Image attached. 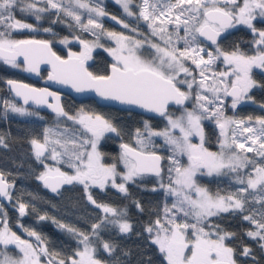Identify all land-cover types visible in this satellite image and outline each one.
Returning <instances> with one entry per match:
<instances>
[{"label":"snow or ice","instance_id":"1","mask_svg":"<svg viewBox=\"0 0 264 264\" xmlns=\"http://www.w3.org/2000/svg\"><path fill=\"white\" fill-rule=\"evenodd\" d=\"M17 2L18 0H0V24L9 28H30L31 25L21 23L19 20L13 22L14 17L11 15V12ZM19 2L23 3V0H19ZM74 2L79 8L88 9L90 13H95L96 16L105 15L102 8L90 7L89 4L83 3L81 0H74ZM130 2L131 0H117V3L122 5L124 11L129 16L133 15L129 10ZM224 3L225 5L232 4L235 7L228 10L226 7L219 6L220 0H178L177 4L171 5L169 7L170 12L173 8L180 9L179 14L176 15V24L178 28L181 24L184 26L185 35L184 37L177 36V39H183L186 48L181 51L172 46V35L166 27H160L157 31L153 27V24H149V27L153 30V35H158L165 45L161 47L156 43L151 44V47L158 54L152 60H143L135 54L133 49L139 47V41L132 42L129 37L124 35L108 33V36L114 38L118 45L117 49L108 50L116 60V63L111 66L110 75L94 76L87 71L84 62L90 58L92 49L88 42L83 40L80 41L84 48L82 52L79 54L69 52V58L62 60L52 52L47 42L34 40L14 41L3 38L6 33L0 32V58L15 67V58L23 56L25 63L28 64L29 71H36L37 65L43 60L52 65L53 71L49 74V80L70 84L77 92L84 91L85 89H94L97 95L106 100L136 105L148 111L159 113L161 116H166V108L170 102L174 101L180 105L188 99L189 94L181 91L178 84H187L188 88L191 89L195 82L194 79L192 82L177 80L181 72L185 75H192L190 69L183 62L186 59L191 58L192 62L200 69L202 77L200 82L201 88L212 92L214 95H217L221 91L216 86V83L211 86L204 83V81L209 79L206 75L208 65L212 64L218 56H214L209 51L207 53L208 59L205 60L203 58L200 53L204 49L193 47V45L198 44L197 34L210 41L211 44L217 45V38L226 28L233 26L234 20L236 23L247 25L255 33L257 31L253 25V20L256 18L255 11L258 9L260 16L264 17V0H244L243 7L237 5L236 0H224ZM48 4L53 9L62 8V5L55 3L54 0H48ZM144 4L145 7L141 9L140 16L145 21L152 20L154 23L156 17L148 11V0H144ZM182 5H188V7L183 8L181 7ZM34 7V4H27L26 8H22L21 10L25 11ZM236 9H238V12ZM62 10L66 15L71 16L77 21L84 30H89V26L92 28L102 27L96 19L89 18L87 24H83L81 16L70 8H63ZM39 11H45V9H39ZM161 15H164V13L161 12ZM161 23L163 24L164 22L162 21ZM168 23H171V21L169 20ZM124 27L127 28L128 25L125 24ZM259 36L261 39L257 43L264 44V31H260ZM165 37L167 38L165 39ZM129 43H132V47L128 46ZM125 51L128 53L127 55L123 54ZM215 51L218 55L223 56L225 64L230 68V71L219 73L218 83L224 85L222 89L224 94L233 98L232 107L235 108L237 103L244 99L245 94L255 84L250 75L253 67L264 69V51H261L256 56H245L235 51L231 54L224 53L218 46ZM231 76H234L235 79H230ZM8 83L12 85L16 96L23 97L25 104L29 100H32L36 104H46L48 103L47 98L51 96L57 103L54 105L49 104L48 106L58 116L67 115L59 104V96L55 93L49 92L47 89L29 88L28 85L17 84L15 81H8ZM196 99L202 113H208L210 111L209 106L215 103L207 95H201L199 92L196 95ZM201 101L206 103H200ZM8 106L13 112L21 115L30 114L24 108L16 107L15 105ZM217 114L221 117L223 116V113L219 109L213 112V115ZM202 118V115L187 112L186 123L185 117L175 120L169 118V128L165 131L153 132L150 129L148 130L149 137L163 136L165 142L171 146L173 152V156L169 157V160L172 165H175V168L169 167V173L173 170L175 171L176 178L171 183H174L178 187L172 188L170 184L168 191L172 195L183 196L182 200L173 204V208L183 212L185 217L194 218V222L192 223H178V217H174L168 221V226L162 225L160 220L156 221L157 234L152 239V243L158 246L167 264H235L233 259L234 250L225 243L232 234L224 232L219 225L215 224H209V227L214 229V231H206L204 224L208 218L218 216L220 213L235 210L243 211L245 201L236 195H228L226 197L218 195L213 197L206 189L196 186L194 176L201 169H207L209 175L213 172L219 173L223 168H230L231 171L236 172L239 169L247 167L249 164H253L254 161L247 156L233 153L227 157V163H225L223 151L217 155L205 149L203 147V130L200 126ZM68 119H73V117L69 116ZM78 122L90 136L83 139L79 145H76L75 140L72 141L74 148L78 147L80 149L72 153L75 160L73 161L72 156H70L68 161L69 167L75 169L74 175H69L58 167L52 168L42 160L49 146L47 131L45 143H39L35 139L31 141L35 149L36 160L43 164L45 168V171L40 173L38 179L53 192H56L61 185L72 184L73 182L83 184L86 192L89 189L90 183L98 185L103 189L109 180L112 181L113 187H117L121 192H125L124 183L116 184L115 178L117 175H120L117 172L116 165H105L102 163L101 153L97 150V145L104 134L109 132L117 133V128L99 115L94 118L82 115ZM231 123H237L239 126L243 122L225 119L223 123H219L222 135L226 126ZM257 123L261 125L258 134L253 128L245 127L243 129L244 132L253 134L247 137L253 145L257 144V141L261 140V137H264V119H258ZM145 128H148L147 123H145ZM170 129H179L181 135L179 137L174 136ZM136 135L138 138V149L128 144L120 145L121 152L119 159L126 169V172L122 175V180L125 182L131 181L134 177L144 172H152L157 176L161 174L162 157L155 152L147 150V138H140L142 133L139 129H137ZM193 135L200 136V145L190 142V137ZM2 143L3 140L0 139V144ZM51 143L60 144L61 142L56 140ZM232 145H235L237 149H241L244 152L254 151L252 147L246 148L244 143H237L235 139L232 140L231 145L222 143L221 148H231ZM61 147H64V145L61 144ZM259 147L260 150L257 151V155L264 157V140H261ZM177 153L187 155V167L180 166V162L175 159ZM62 155L63 153L59 152L56 147H52V160L59 163V158ZM238 182L240 184L245 183L243 179H240ZM258 186L259 191L264 193V167L259 166L254 168L253 173H249L247 188L242 187L239 189V192L245 193L249 189L257 190ZM9 187L3 176L0 175V196L9 197ZM162 187L164 186L162 185ZM182 189H194L196 198L193 199L190 194L183 193ZM88 198L89 200L92 199L90 195ZM261 202H264V196L261 197ZM185 205H187V208ZM97 207H102L103 212L106 214L118 215L117 211L109 206L97 205ZM25 208V204L21 203L19 205L21 215H24ZM40 219H44V217H40ZM243 219L251 221L257 229V231H248L247 235L252 238L259 237L260 240L264 241V234H262L264 223L256 221L251 215H245ZM112 223L118 224L121 233H128L131 230V225L126 221H112ZM61 227L64 226L61 225ZM98 227L99 225L97 224L92 225L94 233ZM68 231L74 232L75 230L69 228ZM146 231L152 233L153 228L148 227ZM28 235L36 236L37 240L40 239L35 232H29ZM78 235L82 237L79 243L83 245V250L76 251L75 256L78 259L69 258L71 264H101V261L94 256L95 249L89 243V235L84 233H79ZM0 244L5 247L15 245L20 253L19 258L4 255L3 259H0V264H40V253L47 255L46 249L41 248L37 252L33 244L21 239L15 232L10 231L6 221L5 227L0 230ZM103 248L109 253L113 251L112 246L108 243H103ZM243 254L248 255L249 249L245 248ZM59 264H67V261L61 260Z\"/></svg>","mask_w":264,"mask_h":264},{"label":"trees","instance_id":"2","mask_svg":"<svg viewBox=\"0 0 264 264\" xmlns=\"http://www.w3.org/2000/svg\"><path fill=\"white\" fill-rule=\"evenodd\" d=\"M132 1L137 3L135 5L131 2L133 14L137 15L139 2L138 0ZM172 1L174 0H150V4L153 6L151 13L154 17L158 15V19H155L154 23L152 21L155 27L165 25L168 30H173L167 25L169 20L177 25L172 19V13L169 15V19H166L157 12L163 7L171 5ZM59 2L62 8L53 9L48 4V0H23V3L18 0L17 4L13 6L11 15L14 19L18 18L29 22L37 31L14 32L12 28L0 24V32L6 33L4 37L34 36L48 42H55L60 38L73 35L76 39L103 42L107 47H110L111 43L105 40L102 34L106 29L121 30L127 34L130 32L113 21L79 8L73 0L71 2L70 0H59ZM89 2L99 3L101 5L99 8L104 11L116 15L121 14L120 8L113 1L89 0ZM177 2L178 0L175 4ZM27 4H34L35 7L22 11L21 9L26 8ZM186 6L188 7V5ZM186 6L182 5L181 7L187 8ZM63 8H70L80 15L83 24H87L88 19L93 18L102 27L92 28L89 26V30H84L77 21L65 14ZM39 9H45V11H39ZM175 11L179 14L180 9L175 8ZM121 18L125 21L124 23L131 21L140 24L143 27V29H139L140 31L150 34L153 40L158 39L157 35H153L152 28L141 23L138 18L132 19L128 15H123ZM44 29H51L53 32L43 33L41 30ZM182 29L184 30V28L179 27L177 33L173 30L175 38L177 36L182 37ZM130 33L137 34L135 32ZM197 40L200 43L198 38ZM173 43L175 47L185 46L183 39ZM51 46L59 56L65 55L62 47L55 44ZM72 48L75 47L72 45ZM143 49L148 51L146 47ZM111 62L108 48H99L93 51L91 60L87 62V68L93 75L102 76L107 74ZM43 74H45L44 71L41 76ZM8 79L23 81L35 86L39 85L38 79L29 77L23 70L14 68L0 59V139L3 140V143L0 144V173L9 181L11 186L10 196L4 201H0V228L5 227L6 221L10 231L15 232L20 238L29 240L32 244L37 243L41 248L46 249L47 255L45 256L56 264H59L61 260L67 261V264L71 263L69 258H76V251L83 250V245L79 243V240L82 239L78 235L79 233L89 235V243L95 249L94 256L101 261V264H167L158 246L152 243L154 229L157 228L156 221L160 220L162 225L168 226V221L174 217L188 223L194 222V218L185 217L183 212L177 211L171 206L173 198L169 194L168 186L172 185L173 171L169 173L166 158L167 155L173 153L171 146L159 136H148L149 129L154 132L164 128L163 119L156 118L154 121L147 122L148 128L146 129V122L137 113L101 107L92 100L79 102L65 97L63 106L68 116H74L78 112L100 114L117 128L116 137L120 142L139 148L136 135L137 129H139L142 133L140 138H147V150L161 155L162 174L158 178L150 176L135 178L126 185L125 192L117 191L112 186L105 189L89 186L86 192L83 184L73 182L61 187L58 192L50 194L44 190L39 182L38 176L42 172L43 165L36 160L31 141L34 139L38 142L44 141L46 131L50 143L59 140L60 144L51 143L47 150L52 151V147H56L59 152L63 153L61 160L65 161L66 159V161L62 171L69 173L71 171L68 165L69 157L72 156L74 161L75 157L72 153L80 150L78 147L74 148L72 141L75 140L76 145H79L83 139L87 138L86 132L84 128L67 120L66 115H51L26 107L24 109L30 113L28 115L13 112L8 105H15L16 107H21V105L14 102L9 96L4 85ZM195 88L196 86L191 95L195 93ZM252 97L255 103L264 104V90L253 91ZM209 99L212 100V98ZM191 105L192 102L188 104V106ZM210 107L213 108L214 106ZM247 107L246 109L238 108L235 111V116L253 118L260 111L256 109V106L248 105ZM202 127L206 131L207 146L215 148L216 139L213 127L207 121L202 122ZM113 142L115 143L114 140ZM61 144L64 147H61ZM105 146L101 147L105 157L104 161L108 164H116L118 161L117 150L109 144V140H106ZM248 158L254 163L236 172L227 168L215 177L198 179L199 183L213 197L236 195L245 201L243 211L235 210L220 213L218 216L208 218L204 226L206 231H214L209 227V224L219 225L224 232L232 234L225 243L234 250L235 264H264L262 247L264 241L260 240L259 237L252 238L247 235L248 231H257V229L251 221L243 219L245 215H251L256 221L264 223V202H261L264 193L259 191V186L255 191L239 192L240 188H247L246 182L249 173H252L255 167H264V157L253 152ZM240 179H243L245 183L240 184L238 182ZM89 195L92 197L91 200L88 198ZM21 203L26 205L24 215H21L19 211ZM97 205L109 206L115 209L118 215L106 214L102 207H97ZM40 217H44V219H40ZM112 221H126L131 225V230L128 233H121L118 224L112 223ZM93 224L99 225L95 233L92 228ZM148 227L153 228L152 233L146 231ZM69 228L75 231L70 232L68 231ZM29 232H35L40 239L37 240L36 236H29ZM262 234H264V230H262ZM103 243L110 244L113 251L111 253L105 251ZM245 248L249 249L248 255L243 254ZM9 249L12 255L18 254L16 250Z\"/></svg>","mask_w":264,"mask_h":264},{"label":"rangeland","instance_id":"3","mask_svg":"<svg viewBox=\"0 0 264 264\" xmlns=\"http://www.w3.org/2000/svg\"><path fill=\"white\" fill-rule=\"evenodd\" d=\"M97 1L98 2H101V0H97ZM109 1H113V3H115L120 8V10H121L120 13L121 14L116 15V14H114L112 12L104 11L105 12V15L104 16H101V17H103L105 19H108L110 21H113L115 24L119 25L120 27L125 28L128 31H130V32H135L137 34L130 33V32H129V34H127V33L123 32L121 30H107L106 29L102 34H103L104 39L107 40V41H109L111 43L110 47L105 46V44L103 42H99V41L92 42V41L87 40V42H88V44H89V46L91 47L92 50H91V53H90V58L87 59V60H85V61L86 62L90 61L93 51H95V50H97L99 48H102V49L108 48V50H115V49L118 48V45H117L116 40L114 38L108 36V33H110V32L111 33H116L117 35H124L126 37H129L132 42L139 41L140 42L139 47H135L133 49V51L141 59L147 61V60H152L154 57H156L158 54L156 53V50L151 47V44L152 43H156V44H159L161 47H164L165 45H164L163 40H161L158 35H157V38L158 39L157 40H153V38L150 37V34H147L145 31H143L144 32L143 33L142 30L140 31L139 29H143V27L140 24L132 23L129 20H128L129 22L124 23L125 21L121 17H123V15L124 16H127L128 13H126L124 11V9H123V7H122V5L120 3H117V0H109ZM176 1L177 0L172 1L171 2L172 3L171 5L175 4ZM54 2L60 5L59 0H54ZM81 2L89 4L90 7H101V5L99 3H97V2L96 3L95 2L94 3L93 2L91 3V2H89V0H81ZM131 2H133L135 5H137V3L135 1H132L131 0ZM131 2L129 3V10L133 13V8L131 7V4H132ZM138 2L139 3H138V6H137V9H138L137 15H134L133 14L131 16H129V15L128 16L130 18H132V19H137L138 18L141 23H145L149 27V24H152V20L145 21L143 19V17L140 16L141 9L145 7L144 0H138ZM150 3H151L150 0H148V11L149 12H152V9L151 8L153 6ZM171 5L165 6L162 9H160V11H157V12H158V14H160L161 12H163L164 15H162V16L165 17L166 19H169V15L172 13V19L176 23V15H178V14L175 11V8H173L171 10V12L169 11V7ZM219 6L226 7V9H228V8H232L234 5H232V4L225 5L224 0H220V5ZM86 10L88 11V9H86ZM93 14H95V13H93ZM113 17H115V19H113ZM156 19H158V15L156 16ZM15 20H19L21 23L31 25L29 22H27L25 20H22V19L16 18V19L13 20V22ZM125 24L128 25L127 28L124 27ZM167 25H168V27H171L177 33V30H178L177 25H175L173 22L167 23ZM163 26L165 27V25H163ZM163 26H159V27L156 26L155 27L153 25V27H155L157 29V31L159 30L160 27H163ZM179 27L180 28H184V26L182 24L179 25ZM173 30H170L169 29L168 32L172 35V46L175 47V44L173 42L174 41L177 42L178 40H177V38L174 37ZM12 31H14V32H21V33H25L26 32L27 33V32H34V31H37V30H35L33 28V26L31 25L30 28H23V29H21V28H12ZM41 31L43 33H51V32H53V30H51V29H47V31H45V29H44V30H41ZM184 35H185V33H184V30L182 29V37H184ZM3 38L10 39V40H14V41L15 40H22V39H30V38L41 39V38L34 37V36H27V37H20V38H9V37H3ZM145 38H146V40H145ZM166 38L167 37H165V39ZM189 39H190V37H189ZM81 40L82 39H76L75 36L70 35L69 37L60 38V39H58L55 42H49V43H51V45L52 44H55V45H57L59 47H62L63 50L65 51V55L62 56V57H67V56H69V52H73V53L79 54L80 52H82L84 50L83 45L80 42ZM83 41H86V40H83ZM72 45L75 48H72ZM95 45H99V46H95ZM128 46L129 47H132V43H129ZM185 46H186V44H185ZM185 46H181V47L176 46L175 48H178L179 50L183 51L186 48ZM143 47H146V49H148V51H145V49H143ZM193 47H196L198 49L199 48H203L204 49V51L201 52L200 54L203 56V58L205 60L208 59L207 53L209 51H211L214 56H218V58L215 59L212 64L208 65V70L206 72V75L209 77V79L207 81H204V83L206 85H209V86H211L214 83H216V86H218L221 89V91L217 95H214L212 92L206 91L204 88H201L200 87V82L202 80V77L200 75V69L197 68L196 64H194L192 62V59L191 58L184 60L183 62L185 64V66L190 69L192 75H185L184 73L181 72V73H179V75L177 77V80H187L189 82H192L193 79H194V81H195L193 83L195 85L192 86L191 89L188 88L187 84H178V87L180 88L181 91L189 94L188 99H187V105L185 107L177 108V109H172L171 111H169L167 113V115L162 118L163 119L164 128L162 130L154 131V132H163L166 129H168L169 128V124H168L169 118L175 120V119H178V118H181V117H185V123H186V114H187V112H194L197 115H202V110L199 108L198 103H197V99H196V95L199 92L201 95H207L209 98H212V100L215 102L213 104L214 107L213 108L210 107V111L208 113H205V114L202 115L203 118L200 121V126H201V128H203L202 127V122L203 121H207L209 124L212 125V127H214V130L216 131V133L214 134V137L217 138V140H216V146L217 147L214 148V149H208L207 146L204 145V144H203V147L205 149H207L209 152L216 153L217 155H219L223 151L225 163H227V157L229 155H232L233 153H237V154H239L241 156H247V157L250 155V153H253V152L257 153V151L260 150V147H259L260 142H261V140H264V137H261V140H258L257 141V144L253 145L251 143V140H248L247 139V137H249V136H251L253 134L252 133H248V132H244L243 129L245 127H250V128L255 129L256 130V133L258 134L259 133V129L261 128V126H259L257 124V120L259 119V117H264L263 116V113H261L259 111V112H257V114L253 118H240V117H236L235 116V111L238 108H242V109L248 108L247 107L248 105L247 106H243V107H240V106H242V104L245 103V102H250L251 101L250 93L249 94H246L244 96V99H242L239 103H237L236 107L233 108L232 107L233 101L229 100L228 102H226L225 99H224V97H223L224 92L222 90V87L224 85L218 83V81H219V73L224 72V70L221 67H220L221 70H219L217 68V62L218 61H221L223 64H225L224 59H223V56L222 55H218L215 50L213 51V50H210V49L206 48L201 43H198L196 45H193ZM108 53L110 54V51H108ZM123 54L124 55H127L128 53L125 51ZM110 57H111V60H112L111 64L116 63V60L114 59V57L111 54H110ZM7 64H9V65H11L13 67L12 64H10V63H7ZM15 64H16V66L14 68H18V69L23 70L25 72V70L23 69V67L21 66V64H19L17 62H15ZM229 70H230L229 67L227 69H225V71H229ZM44 75L45 74H43L42 77ZM195 86H196V88L194 89V92L195 93L191 95V92H192V90H193V88ZM191 102H192V105L191 106H188V104H190ZM200 103H206V102L201 101ZM251 103L253 105H255V106H258L257 105L258 103H255L254 101H252ZM210 106H212V105H210ZM20 108H25V107L21 105ZM216 109H219V111L223 113V116L222 117L219 116L218 114L217 115H213V112H215ZM82 115L83 116H86L84 113L78 112L76 115L71 116V117H73V119H68V117H69L68 115H66L65 118H67V120H69L70 122L75 123V124L79 125L81 128H83V126L78 122L79 119H80V116H82ZM55 119L58 120L57 118H55ZM225 119H230V120L236 121V122H241L242 121L243 123H240L239 126H238L237 123L228 124L226 126L225 130H224V134L222 135L221 134V130H217L216 127H215V125L216 124H219V123H223ZM71 120H73V121H71ZM170 131H172V134L174 136L179 137L181 135L180 132H179V129H174V130H171L170 129ZM88 136H90V134L86 133V137H88ZM159 137H161L162 139L165 140V138L163 136H159ZM233 139H235L237 141V143H244L246 148L247 147H252L254 149V151L253 152H244L241 149H237L235 147V145H232L231 148H229V147H225L223 149L221 148V144L222 143H226V144L231 145ZM190 142L193 143V144L196 143L197 145H200L201 144V138H200V136L193 135L192 137H190ZM39 143H42L43 144V143H45V140L44 141H40ZM49 144L51 145L50 142H49ZM33 150L35 151L34 147H33ZM97 150H98V148H97ZM51 152L52 151L49 150V149L46 150L44 157H42V160L44 161V163L48 164L50 167H52V168H57L58 167L62 171L63 170L62 167H63L66 159H65V161L64 160H61V158L63 157V156H61L59 158V161L60 162L58 163L57 161H54V160L51 159ZM172 156H173V153L167 155L166 158H167V164H168V166L169 167H172L174 169L175 168V165H172L171 164V161L169 160V157H172ZM175 159L180 162V166H182V167H187L188 166V157H187L186 154H179V153H177L175 155ZM120 164L123 167L122 168V171H123L122 174H124L126 172V169H125V167H124V165H123L122 162H120ZM43 171H45L44 166H43L42 172ZM221 171H222V169L220 170V172ZM65 173H67L69 175H74L75 174V169L74 168H71V171L69 173L68 172H65ZM219 173L213 172L211 175H209L207 169H201V170L197 171V173L194 176V181H195L196 186L199 187V188H203L202 185L198 181V177H200V178H202V177H204V178H211V177H215ZM172 176H173L172 178L174 180L176 178V174H175V171L174 170H173V175ZM89 186H95V185H92L90 183ZM171 187L172 188H177L178 186L175 185L174 183H172ZM182 192L183 193L190 194L193 197V199L196 198V193H195V190L194 189H182ZM169 194L173 198V201H172V204H171L172 208H173V204L174 203H178L179 200H182L183 199V196L182 195L181 196L172 195L171 192ZM185 207H187V205H185ZM177 222L178 223H184L185 221L183 222L182 219H179L178 218V221ZM3 228L4 227L0 228V230H2ZM156 234H157V228L154 229L153 238H155ZM21 239L26 240L24 238H21ZM26 241L30 242L29 240H26ZM262 245H264V243ZM8 247L9 248H12L13 250H16L18 252V254L16 256L12 255L11 254V250ZM263 250H264V247H263ZM37 252H39V251H37ZM4 255H7L9 257L19 258V256H20L19 249L15 245H8L7 247H5L4 245L0 244V259H3ZM76 259H78V257H76ZM40 264H48V262L43 257H41V254H40Z\"/></svg>","mask_w":264,"mask_h":264},{"label":"flooded vegetation","instance_id":"4","mask_svg":"<svg viewBox=\"0 0 264 264\" xmlns=\"http://www.w3.org/2000/svg\"><path fill=\"white\" fill-rule=\"evenodd\" d=\"M236 3L240 7H243L244 0H237ZM234 7L235 6H233L232 8H228V10H231ZM236 11H238V9H236ZM255 17L256 18L253 20V25L257 29V31L255 33L252 31V29L247 27V25L236 23L234 20L233 26L226 28L223 31L222 39L217 43V45H209V44L201 41L198 37L197 38L199 39L201 44H203L206 48L213 50V51L216 50V47L218 46L222 50V52H224V53L231 54L232 52L235 51L238 53H242L245 56H256L261 51H264V44H258L257 43V41H259L261 39L259 36V32L264 31V17L260 16L258 9L255 11ZM229 42H232V43H229ZM220 67L225 71V69H227L229 66L226 64H223L221 61H218L217 62V68L219 70H221ZM250 75H251L252 80L255 82L254 86L252 88H250L248 90V92L246 93V94L250 93L251 101L243 103L242 106H240V107L247 106V105L255 106L251 103L253 101V97H252L253 91L264 90V69L253 67ZM230 79H235V77L231 76ZM223 87H222V89H223ZM223 97H224L226 102H228L229 100L233 101V99L226 97L225 94L223 95ZM257 105L258 106H256V109H259L260 112L263 113V116H264V104L258 103ZM172 109H177V108H170L168 110V112L171 111ZM118 111H121V110H118ZM123 112L134 113V112H130V111H123ZM85 115L91 116L92 118H94L97 115L101 116L100 114H89V113H85ZM141 116L143 118V121H145L146 123L149 121H154L156 119L155 117H149V116H144V115H141ZM101 117H103V116H101ZM104 119H106V118H104ZM259 119H264V117H259ZM259 126H261V125H259ZM202 129H203V144L207 146V144H206L207 141H206V136H205L206 131L204 130V128H202ZM213 129H214V127H213ZM217 130H221V129H217ZM215 133H216V131H215ZM215 139L217 140L216 137H215ZM106 140H109V144L112 147H114L118 153V159H117L118 161H116V164L115 163L114 164L116 165L117 171L120 175H117L115 178L116 184L124 183L125 187H126V185L130 184L132 182V180L135 178H138L140 176H150V175H145V174H139L136 177H134L131 181H127V182L123 181L122 180V175H123L122 174L123 173L122 168L123 167L119 162L120 161L119 157H120V152H121L120 145L124 142L118 141V139L116 137V133H111V132L105 133L104 136L100 139V141L97 145V148H98V151L101 153V162L106 164V165H112L113 164V163L108 164L104 161L105 157H104V153L102 152L101 147L105 146ZM113 140L115 141V143L113 142ZM194 144H196V143H194ZM132 147H134V146H132ZM216 147L217 146H215V148ZM134 148H136V147H134ZM207 148L208 149H214V148H209L208 146H207ZM225 169L226 168H223L221 172H223ZM253 172H254V170H252V173ZM150 177H153V176H150ZM158 177H154V178H158ZM199 178L200 177H198V179ZM202 178H204V177H202ZM110 186H112L111 180H109L107 182V184L105 185V187L103 189H105L106 187H110ZM246 186H247V182H246ZM95 187H97L98 189H101L98 185H95ZM202 187L204 189H206L204 186H202ZM113 188L116 189L117 191H120L117 187H113ZM249 190H251V189H249ZM251 191H255V190H251Z\"/></svg>","mask_w":264,"mask_h":264},{"label":"water","instance_id":"5","mask_svg":"<svg viewBox=\"0 0 264 264\" xmlns=\"http://www.w3.org/2000/svg\"><path fill=\"white\" fill-rule=\"evenodd\" d=\"M234 22V21H233ZM223 36V32L220 34V36L217 38V41L219 42L222 39ZM197 37L209 44V45H213L211 44L210 41H208L207 39H205L204 37H200L197 34ZM22 40H34V41H44L47 42L49 47L51 48L52 52H54L57 56H59L53 49V47L51 46V44L47 41V40H42V39H34V38H30V39H22ZM60 57V56H59ZM62 60H67L69 58V56L67 57H60ZM1 60H3L2 58H0ZM4 61V60H3ZM15 62L21 64V66L23 67V69L25 70L26 74L33 78V79H38L39 81V85L35 86V85H31L28 84L26 82L23 81H19V80H15V79H8L4 82V85L9 93V96L11 97V99L16 102L19 105H22L24 107L30 108V109H34V110H38L41 112H45L51 115H57L55 111H53L52 108H50L48 105L49 104H56V100L53 99V97H48L47 101L48 103L46 104H36L35 102H33L32 100H29L27 104L24 103V99L23 97H19L16 96L15 91H13L12 89V85H10L8 83V81H15L17 84H24V85H28L29 88H35V89H47V91L55 93L57 96H59V104L60 106L63 108L64 110V106H63V99L65 97H69L74 101H85V100H92L94 101V103H96L98 106L101 107H108V108H113L116 110H121V111H130V112H134L140 115H144V116H149V117H155V118H163L164 116H161L159 113L156 112H151L148 111L146 109L140 108L136 105H127V104H121L118 101H113V100H106L102 97H100L99 95H97V93L95 92L94 89H85L84 91H80L77 92L70 84H63V83H59L57 81L54 80H49V74L53 71L52 69V65L41 60L40 63L37 65V70L36 71H29L28 70V64L25 63L24 61V57L23 56H17L15 58ZM113 64H110L108 66V70H107V74L106 75H110L111 74V66ZM84 66L87 69L88 72H90L87 68V62H84ZM45 72V75L42 77L41 74L42 72ZM91 73V72H90ZM95 76V75H94ZM104 76V75H102ZM228 98L233 99L231 96H226ZM187 105V99L183 102V104H176L174 101L170 102L169 105L166 108V112H168V110L170 108H182L185 107ZM65 112V111H64ZM216 129H221L219 127V124L215 125ZM85 130V129H84ZM124 144V143H122ZM157 155L161 156L159 153H156ZM161 166H162V160H161ZM141 174H145V175H150L153 177H158L155 173L152 172H144ZM161 174H162V167H161ZM160 174V176H161ZM0 175H2L0 173ZM3 176V175H2ZM4 178V177H3ZM5 182L10 186V183L8 180H6L4 178ZM41 186L44 188V190H46L48 193L50 194H54L56 192H58L60 190L61 187L65 186L66 184L61 185L56 192H53L50 188L45 187L44 183L39 180ZM8 192H10V187L8 188ZM7 197H2L0 196V201H4L6 200Z\"/></svg>","mask_w":264,"mask_h":264},{"label":"built area","instance_id":"6","mask_svg":"<svg viewBox=\"0 0 264 264\" xmlns=\"http://www.w3.org/2000/svg\"><path fill=\"white\" fill-rule=\"evenodd\" d=\"M0 221H1V219H0ZM33 245H34V247L36 248L37 251H39L41 249V247L37 243H34ZM40 254L48 262V264H56L55 262H53L50 259H48L43 253H40ZM69 264H71V263H69Z\"/></svg>","mask_w":264,"mask_h":264}]
</instances>
